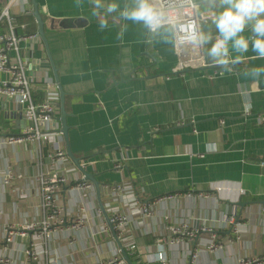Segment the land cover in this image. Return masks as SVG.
Here are the masks:
<instances>
[{
    "label": "crops",
    "instance_id": "obj_1",
    "mask_svg": "<svg viewBox=\"0 0 264 264\" xmlns=\"http://www.w3.org/2000/svg\"><path fill=\"white\" fill-rule=\"evenodd\" d=\"M35 1L47 48L31 0H0V12L6 7L10 16L0 19V36L19 39L11 52L26 64L33 101L43 98L46 81L59 93L53 69H44L50 56L64 92L71 152L94 174L109 217L110 207L127 216L138 252L132 263L190 264L195 254L193 264H238L240 258L264 264V73L246 75L264 67V59H252L249 46L230 73L220 75L208 63L177 70L180 57L170 45L149 42L132 21L114 20L130 0H104L119 5L117 13L101 10L104 30L90 0L79 6L77 0ZM7 77L0 73V80ZM59 117L60 99L46 145L8 144L4 138L29 122L13 99L0 95V257L10 264L28 263L24 250L38 232L22 226L47 220L41 177L51 167L49 153L66 154ZM63 162L53 165L69 178L55 199L61 223L41 233L38 264H125L95 187L78 185L81 172L68 157ZM5 174L12 176L7 185ZM119 184L121 190L112 189ZM142 203L151 214L140 212ZM233 209L237 231L225 222ZM5 227L15 230L6 247Z\"/></svg>",
    "mask_w": 264,
    "mask_h": 264
},
{
    "label": "clouds",
    "instance_id": "obj_2",
    "mask_svg": "<svg viewBox=\"0 0 264 264\" xmlns=\"http://www.w3.org/2000/svg\"><path fill=\"white\" fill-rule=\"evenodd\" d=\"M100 29L108 27L101 17L117 13L119 5L104 0H90ZM80 0H77L79 6ZM115 19L132 21L142 26L149 42L170 45L177 56H196L220 75L232 72L242 62L243 54L254 53L252 59H264V0H130ZM211 20V25L207 23ZM213 26L217 35L213 36ZM245 30L249 36L242 35ZM123 30L119 36L123 37ZM211 44V47L207 45ZM231 48V51H230ZM235 53L236 55H232ZM264 67L253 68L246 75L258 78Z\"/></svg>",
    "mask_w": 264,
    "mask_h": 264
},
{
    "label": "built area",
    "instance_id": "obj_3",
    "mask_svg": "<svg viewBox=\"0 0 264 264\" xmlns=\"http://www.w3.org/2000/svg\"><path fill=\"white\" fill-rule=\"evenodd\" d=\"M3 17L7 19L10 18L6 7L0 12V19ZM26 37L28 36H22V38ZM0 41L2 43V45H0V73L4 72L8 75L7 78L0 80V95L13 99L20 107L24 119L29 122V125L24 127L19 135L8 138L5 137L4 140L8 144L30 141L46 145L49 142V136L52 134L53 129H51V124L56 115V105L57 100L59 99V93L55 89L51 88L50 83L46 81L43 98L39 101H33L31 94V80L26 76V64L19 58L14 57L11 52L12 50L17 49L19 39L10 33L0 36ZM188 56L187 58L179 56L180 62L176 68L177 70L182 66L189 67L196 63L202 66L208 65L204 59L196 56ZM49 156L50 161L52 162L51 167L48 172L41 177L42 206L47 210V220L44 221L42 225L28 224L27 226H22L23 229L38 230L36 237L33 239V244L30 245V248H26L24 250L28 259V263L26 264H38V252H36L35 248L38 246L37 241L39 240L41 233L47 234L50 232L52 227L58 226L61 223V221L57 219L60 208H57L55 199L60 187L69 183V178L62 174L60 170L55 169L53 165L55 161L63 162L67 159V156L61 150H54L49 153ZM63 163L66 164V162ZM11 179V174H5L3 181L7 185L10 183ZM78 185H83L86 188L90 186L88 181L83 178L81 183ZM121 186V184L114 185L112 189L121 190V188H123ZM110 211V221L112 222L113 228L123 247L130 252V254H138L136 245L129 234V220L127 216L116 207H110ZM140 212L143 215L151 214V206L148 203H142L140 205ZM225 222L232 225L234 230L237 231L239 222L235 221V209H233L232 214L225 219ZM200 230L208 232L212 231L211 228L204 226H202ZM21 232H23V230ZM171 232L173 234L193 235V233L191 231H187L186 228L181 230L172 228ZM4 233V247H6V244L11 241L12 235L15 234V230L12 229V227H5ZM212 236L214 237V235ZM156 258L163 260L161 253H158ZM194 258L195 254H192L190 264H193ZM258 262L259 259L257 258H240L238 260V264H258ZM0 264H10L9 258L1 256Z\"/></svg>",
    "mask_w": 264,
    "mask_h": 264
},
{
    "label": "water",
    "instance_id": "obj_4",
    "mask_svg": "<svg viewBox=\"0 0 264 264\" xmlns=\"http://www.w3.org/2000/svg\"><path fill=\"white\" fill-rule=\"evenodd\" d=\"M32 1V5H33V16L36 20L37 23V32L40 35L42 41L44 42L46 48H47V42H46V38L44 35V30H43V21L41 19V16L39 14L38 11V6L35 0H31ZM49 54V53H48ZM51 67L53 69L54 72V76H55V80L57 82V86H58V90H59V99H60V123H61V129H60V133L62 134L64 141H65V145H66V156L72 161V163L76 166V168L81 172L83 178L89 182H91L93 184V186L95 187V192H96V197H97V201H98V205L100 207V209L102 210L104 217L106 219L107 225L109 226L113 238L115 239V241L117 242V245L119 247V251L121 254V260L125 263V264H133L132 260L129 257L128 252L125 250V248L123 247L121 241L119 240V238L117 237V234L113 228V224L110 221L109 215L107 214L106 210L104 209V206L101 202V197H100V186L98 181L96 180L95 176L93 173L87 172L81 165L79 158L75 157L70 149L69 146V142H68V126L66 123V112L64 110V92L61 89V86L58 83V77L56 74V70L53 67V63L52 60L49 56V61L48 63L45 64V70Z\"/></svg>",
    "mask_w": 264,
    "mask_h": 264
},
{
    "label": "trees",
    "instance_id": "obj_5",
    "mask_svg": "<svg viewBox=\"0 0 264 264\" xmlns=\"http://www.w3.org/2000/svg\"><path fill=\"white\" fill-rule=\"evenodd\" d=\"M129 257H130V259L132 260V262L136 261V259L133 257L132 254H129ZM134 264H135V263H134Z\"/></svg>",
    "mask_w": 264,
    "mask_h": 264
}]
</instances>
